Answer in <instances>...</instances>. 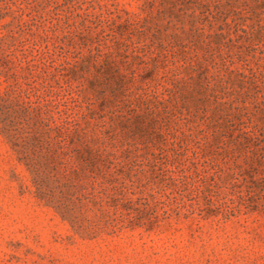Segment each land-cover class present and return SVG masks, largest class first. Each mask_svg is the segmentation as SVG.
<instances>
[{
    "label": "rangeland",
    "instance_id": "1",
    "mask_svg": "<svg viewBox=\"0 0 264 264\" xmlns=\"http://www.w3.org/2000/svg\"><path fill=\"white\" fill-rule=\"evenodd\" d=\"M0 264H264V0H0Z\"/></svg>",
    "mask_w": 264,
    "mask_h": 264
}]
</instances>
